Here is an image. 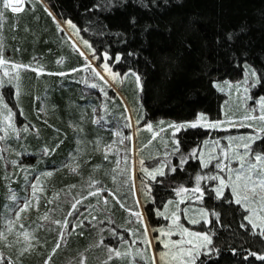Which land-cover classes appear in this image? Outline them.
Segmentation results:
<instances>
[{
	"label": "trees",
	"instance_id": "16d2710c",
	"mask_svg": "<svg viewBox=\"0 0 264 264\" xmlns=\"http://www.w3.org/2000/svg\"><path fill=\"white\" fill-rule=\"evenodd\" d=\"M45 8L52 12V16L48 15ZM23 9L20 13H12L10 9L4 11L5 20L0 35L3 36L4 53L8 56L6 59L31 64L33 67L43 66L49 73H71L63 77L47 74L38 77L34 71H25V78L21 80L23 94L18 102L13 97L14 89L11 86L3 89L5 99L16 113L18 122H24L19 118V109L22 108L24 119L27 121L25 124L34 125L39 131L38 134L36 131H30L27 138L13 142L14 151L11 155L5 154L9 160L21 161L27 171L9 166L12 178L5 180V168L0 164V209L15 181L22 180L16 187V190H19L25 182H31L40 173L59 169L50 178L41 177L45 193L41 196L39 210L31 208L32 210L24 216V228L33 232L39 241L35 250L20 257L18 253L22 243H14L8 249L10 258L16 261V264H44V260L57 243L58 226L41 221L39 217L51 208L55 209L50 213L52 218L62 221L70 208L65 202L63 192L60 200L52 205L46 203L47 199L51 198L54 192L67 190L70 185L77 186L72 189L73 195H87L90 177L110 191L117 188L112 180L115 175L112 169L116 159L121 157V149L118 154L115 151L109 154L107 160L104 159V147L108 145L112 134H107L99 125L93 123L95 117L88 102L92 99L98 107L103 101L111 102L115 96L122 104L119 110L124 109L120 95L113 88H104L108 92V99L104 98L102 91L101 97H96L97 99L86 96L84 85L78 83L79 74L82 72H71L74 68H81L85 61L72 47V40L66 32L58 31L53 16L61 25L64 20L71 19L81 29L80 36L88 40L98 54L107 51L114 57L117 53H138L134 57L125 55L120 63L109 62L120 73L131 69L142 76L143 110L135 111V121L142 116L148 122H158L162 119L184 122L194 120L198 113L207 114L209 119H222L226 96L213 87V81H234L244 74V68L241 66L244 58L237 59L230 55L226 42L217 45V37L223 40L224 33L238 28L241 24L250 25L251 30L246 36H242L233 48L239 57V53L247 47L248 62L255 68L264 70V0H111L110 5H106L105 0H31L30 3L24 4ZM133 18L136 20L135 26L131 23ZM145 26H150L146 33L142 32ZM61 58L63 63L58 64L57 61ZM101 82L99 80L100 84ZM132 89V103L136 104L139 100L138 93L136 88ZM253 94L264 95V85L255 88ZM37 97L46 98V111L43 113L38 112L42 104ZM79 128L83 131H78ZM216 134L218 132L203 128L182 130L179 134L180 150L188 154L193 149L201 148L206 139ZM140 137L139 140L136 139L137 152L134 154L133 149L132 161L138 162L141 152L140 156L149 160L150 164L155 162L153 157L163 158V143L152 140L151 134L149 138L146 136L148 139L143 135ZM150 140L156 142L145 148L144 144H149ZM96 141H100L99 150ZM57 144L59 147L55 152L44 155L45 148L51 149ZM256 147H264V144L258 142ZM77 148L80 149V167L79 174H74L69 168L61 165L70 162L69 154H77ZM140 149L143 151H139ZM17 152L21 155L17 156ZM178 156L179 154L172 158L173 165L178 164ZM165 171L167 172V169ZM208 171L209 169L200 168L199 161L189 159L183 170L177 168L175 173L157 177L158 181L163 182L152 184L151 196L155 198V204L142 198L144 211L148 214L151 225L166 223L151 210L162 207L168 200L176 199L177 195L173 189L181 185L194 187L195 175ZM25 176L28 177L27 181ZM21 191L24 192V189ZM118 194L124 196L127 205L134 204L127 185L120 186ZM106 195V192L101 193V197ZM18 196L22 197V194L18 193ZM108 198L111 219L115 223L107 222L105 216L109 213L106 211L92 210V214L98 217L97 221H93L96 227L86 222L83 228H77L66 243L61 242L49 264H79L80 253L86 257V264H102L107 259L106 249L95 247L100 239L99 229H105L102 233L105 243L115 245L116 241L106 230L115 227L118 232H123L125 227H132L127 224L131 219L129 213L111 197ZM97 199L89 197L84 204L96 205ZM197 204L221 214L220 225L214 220L211 225L216 233L213 242L220 248V253L218 256L213 254L211 258L202 257L205 264H264V261H259L253 256L244 259L248 251L264 253V239L252 235L250 226L249 230L240 228V223L244 222L242 217L245 215L242 208L207 195L203 202ZM81 211L85 215L88 214L84 208H81ZM69 220L72 218L69 217ZM99 220L105 222L100 224ZM191 227L198 231L207 230L203 224ZM20 239L23 240L22 237ZM233 248L236 249V254L231 251ZM123 250L122 248L121 251ZM127 263V259L111 261V264Z\"/></svg>",
	"mask_w": 264,
	"mask_h": 264
},
{
	"label": "snow or ice",
	"instance_id": "6c2138e0",
	"mask_svg": "<svg viewBox=\"0 0 264 264\" xmlns=\"http://www.w3.org/2000/svg\"><path fill=\"white\" fill-rule=\"evenodd\" d=\"M31 0H0V30L3 28V22L5 20L4 11L10 9L12 13L22 12L25 3H30ZM42 2V0H40ZM111 0H105L106 5H110ZM100 6V5H97ZM96 7V6H94ZM102 7V6H101ZM92 9H89L91 11ZM49 16H52V12L48 8H45ZM53 20L57 24L58 31L64 32L65 27L70 29L79 40V45L73 41L72 47L74 50L83 57L85 63L81 68H74L71 72H88L90 76L98 78L104 85L111 88L109 79L112 82H122L124 77L131 76L135 79L136 87L139 91H143V79L137 71L129 69L123 76L118 72H113L110 65L112 63H120L124 60L125 55L136 56V51H130L126 54L117 53L113 57L109 52L104 51L97 53L93 45L88 40L80 36L81 29L72 22L71 19L64 20L63 25L59 21H56L55 16ZM133 26L136 24L135 18L131 20ZM150 26H145L142 32H147ZM87 29H85L86 31ZM251 30L250 25L241 24L238 28L230 30L221 37H217L215 43L220 45L226 42V46L229 49V54L234 58H244L243 64L245 75L239 82L232 83L224 81H213V87L224 91L226 86L229 90H234L241 103L244 105V115L236 117L235 114L229 116L228 111L224 112V119H209L205 113H198L197 117L192 121L184 122H172L167 125V129L172 130V143L173 149L171 152H165L163 158L153 157L156 161L151 166H146L144 159H139V170L142 175L139 177L140 186L136 184L137 177L135 176V164L137 161H131L129 163L132 153V147H126L124 149L125 155L118 157L115 161V167L112 169L113 183L117 185L115 191H110L105 188L99 181L89 178L87 195L77 193L73 195L72 189H75L76 185L68 186L67 190L62 189L60 192H54L52 197L47 199L46 203L52 205L60 200L61 192L65 197V202L70 205L64 219L56 220L50 215L55 209H48L42 216L39 217L41 221L48 222L58 226V240L52 252L44 260V264H49L52 256L60 248L61 242H67L69 236L76 231L77 228H83L85 223L96 227L93 221H97L98 217L92 214V210L107 212L109 215L105 216V219L109 224L115 222L111 219V208L109 207L110 201L108 197H111L121 208L125 209L131 217L127 221L128 225H137L136 227H125L123 232H118L117 228H108L106 231L116 241L115 245L111 243H105V237L102 233L105 229H99L100 239L96 243L95 247H103L107 252V259L102 264H111V261L128 260V264H205L202 257L211 258L213 254L217 256L220 253V248L214 244L213 237L216 235L215 231L211 227L213 220L217 225H220L219 212L214 209L200 208L198 211H194L189 207L180 208V204L191 203L194 201L203 202L206 195L214 198L218 201H223L227 204H235L243 209L245 215L242 217V223L240 228L249 230L252 235L260 236L264 239V147H256L257 143L264 144V95L254 96L252 89L258 86L264 85V70L255 68L246 59L247 47H245L240 53L239 57L236 56L233 45L240 40L242 36H246ZM103 34V33H99ZM123 36V34H118ZM250 43V41H249ZM88 49L91 53L89 55L82 50ZM190 46V45H189ZM35 60V58H34ZM98 66L94 65V61H100ZM57 63H63V58L57 61ZM22 71H34L37 76L47 75H70L71 73L59 72L49 73L46 72L43 66L33 67L31 64H22L4 58V44L3 36L0 35V89L11 86L13 91V97L19 100L23 94L22 91ZM108 77L109 79H106ZM87 83V81L85 80ZM92 88H97L99 85L96 83L91 84ZM104 98L108 99V92L101 87ZM36 99L41 101L42 106L38 109V112L43 113L46 111L45 100L37 97ZM114 100L115 97H112ZM251 101L249 104L248 102ZM225 107L230 108L229 102H225ZM104 110H107V105H103ZM127 106L124 107L123 118L125 120L124 127L128 129L134 128L133 119ZM97 112L96 108H93V114ZM19 115L23 116V109H19ZM143 117H139L135 121V125H139ZM104 120L103 116H99L93 120V123L99 124ZM164 122L160 121L156 127L163 125ZM75 127V126H74ZM144 127L153 133L152 140H155L160 132L166 131L165 128L160 127V131L157 132L154 125L147 120L144 121ZM204 128L207 130H219L227 131L230 128H247L251 129V132L240 136H228L225 139L227 143L222 147L221 139H213L207 144V153L193 149L190 153L185 154L180 150L181 141L176 138L177 133L181 130ZM30 131H36L38 129L34 125L24 124L22 127H17L16 113L13 111L9 104L5 102L4 95L0 93V164L5 168V175L3 179L11 180L12 173L8 170L11 168H21L27 171V168L17 159L9 160L6 153L14 151L12 149L11 141L13 138L19 140L21 133H28ZM78 131L82 132L83 129L79 128ZM139 131V128L136 129ZM116 135L120 138L119 143L125 144V141L131 142L133 140V134L127 136L117 132ZM79 143V141H78ZM115 144V141L113 142ZM113 144L105 145L104 147V159L107 160L109 154L113 153ZM151 144V140L149 141ZM149 144H145L144 147H148ZM97 150H99L100 141H96ZM59 147V144L53 148H45L43 150L44 155H50L55 152ZM164 147H168V142L164 141ZM118 154L119 149L115 150ZM139 151H143L140 149ZM77 154L70 153V162H66L61 167L69 168L74 174H79L80 164L78 163L80 149L77 148ZM178 156V164L173 165L169 157ZM17 156L21 153L17 152ZM189 159H195L199 161L200 168L209 169L207 173L196 174L194 177V187H185L183 185L173 189L177 196L182 197L179 201L168 200L162 207L153 208L151 211L158 217L167 221V224L160 226H152L148 214L144 211V204L141 201V195L145 201L155 204V198L151 196L152 184L162 183V180H157V177H165L169 173H175L177 168L183 170L185 164ZM123 163V167L121 164ZM98 167V166H97ZM167 169V172L165 171ZM59 169H53L51 171H45L33 178L29 183L30 194L26 197L22 203L18 202L17 194L14 190L9 188L8 199L13 202L15 207L11 209L14 218H8L6 222L0 224V245L6 248L13 246V242H9L8 237L15 231L17 222L21 219V214L27 212L29 209L35 207L39 210L41 196L45 193V187L41 180V177L50 178L55 171ZM24 179L27 181L28 177ZM99 185V186H97ZM127 185L131 196L134 200V204L127 205L124 196L118 194L120 186ZM94 189V190H91ZM107 193L106 196L101 197V193ZM227 193V195H226ZM89 197H97L96 205H85L84 201ZM185 197L187 199H185ZM231 197V199L229 198ZM99 205V207H98ZM84 208L87 211V215L81 211ZM190 213L192 215L190 216ZM69 217L72 220H69ZM91 217V219H89ZM183 219L187 224L195 226L203 224L207 230H195L185 226L182 222ZM104 220H99L100 224H103ZM71 225V230H69ZM39 227V226H38ZM19 228L23 231L16 232L17 239L15 244H23L19 249L18 255L23 257L25 253H31L35 250L36 244L39 243L33 232H30L24 228V225L19 224ZM155 234V235H153ZM83 235V233H80ZM177 237L173 239V237ZM20 237L23 238L21 241ZM35 241V243H34ZM156 244L161 247L157 249ZM127 246V247H125ZM124 249L121 251V249ZM233 254H236V249H231ZM249 256L255 257L259 261H264V253L258 254L256 252L248 251V255L244 256L247 260ZM0 264H16L10 257H5L3 253H0ZM79 264H86V257L83 253H80Z\"/></svg>",
	"mask_w": 264,
	"mask_h": 264
},
{
	"label": "rangeland",
	"instance_id": "374dc122",
	"mask_svg": "<svg viewBox=\"0 0 264 264\" xmlns=\"http://www.w3.org/2000/svg\"><path fill=\"white\" fill-rule=\"evenodd\" d=\"M65 27V32L68 36V38H70L73 41H75L78 45H79V40L77 39V37L75 35H73L72 32L69 31V29H67L66 26ZM66 36V35H65ZM74 37V38H73ZM80 47L82 48V45H80ZM83 50V49H82ZM85 51L86 54L89 55V58H91V53L89 51H86L85 49L83 50ZM4 58L6 59L8 56H6V53H4ZM18 63V62H17ZM101 62H98V61H94V65L98 66ZM111 65V64H110ZM112 67V65H111ZM112 71L113 72H118L120 73L117 69H115L114 67H112ZM25 71H22L21 72V76L22 78L24 79L25 78ZM122 76L124 73H120ZM245 75V72L243 74V76ZM243 76L238 79V80H225V81H229V82H232V83H236V82H239L243 79ZM63 77V76H62ZM106 79H109L108 77H106ZM85 80L87 81V83L85 82ZM224 81H221V83H223ZM79 85H84V92L86 94V96H89V97H101V90L100 88L103 86V88H109L108 86L104 85L103 82H101V84L99 83V79L98 78H94L92 76L89 75L88 72H82L79 74V81H78ZM92 83H96L97 85H99V87L97 88H92L91 87V84ZM109 83L111 84V88H113V90L115 89V91L117 90V93L120 95L121 97V100L123 101L124 103V107L127 106V108L130 111V114L132 116V119H133V124H134V129L133 131H129L128 128H125L124 127V124H125V120L123 118V113H124V109H121V111L119 110L121 107H122V104L117 100V98L115 96V99H111V102L110 101H103L101 102L100 104H98L99 106L97 107V103L94 101V100H90L88 102V105L91 106V108H96L97 109V113H95L94 117L97 118L99 116H103L104 117V120H102L99 124H96L99 125V128H101L104 132H106L107 134H112V136L109 138V141H108V144H113V142L115 141V144H113V153H115V150L116 149H121V152H120V156L123 157L126 153L124 151V149L126 147H132V142H129V141H125V144L121 145L119 143V137L116 135L117 132H120L122 135L124 136H127L129 134H133L134 136L138 135V138L137 140H139L141 137V135L143 136H147L148 135V138L151 134V136H153V133L148 131L145 127H144V121L145 119H141L140 121V124L139 125H135V111L136 112H141V110H143V102H142V98H141V92L142 91H139L136 87V83H135V79L131 76H127V77H124L123 81L122 82H112L110 79H109ZM102 85V86H101ZM132 88H136L137 90V96L139 97V100L136 104H133L132 103V99H131V96H132ZM219 90V89H218ZM110 92H113L111 89H109ZM255 89H252V94L254 93ZM220 93L224 94L226 96V101L229 102V105H230V108H226L225 107V103L222 107V119L225 118L224 116V112L225 111H228V115L231 116L233 114H235L236 117H240V116H243L245 113H244V105L241 103L240 101V98L238 96V94L234 91V90H229L226 86L224 87V91H220ZM0 93H2L4 95V92H3V89H0ZM254 95V94H253ZM22 97V95L20 96V98ZM5 98V96H4ZM19 98V99H20ZM97 99V98H96ZM19 100H17L18 102ZM225 101V102H226ZM5 102L6 99H5ZM249 104L251 103V101L248 102ZM103 105H107V110L105 111L104 108H103ZM139 110V111H138ZM19 118L22 119V121H24L22 124H20L17 120V127H22L26 121V119H24V116H20L19 115ZM17 119V117H16ZM161 121L164 122L163 125H160L159 127H156L160 121L158 122H151L153 125H154V128L157 132L160 131V127H163L166 129V131L164 132H160V135L156 138V140L161 143L164 144V141H167L168 142V147L165 149L163 147V151L165 152H171L172 149H173V143H172V130L171 129H167V125L169 123H172L171 120H165V119H162ZM179 123V122H177ZM139 128V131L137 132L136 129ZM204 129V128H203ZM182 131V130H181ZM180 131V132H181ZM212 132H218V134H216V136H213L212 137H209L208 139H206L202 145H201V148L197 149V150H200V151H203L205 152V154L207 153L208 149H207V144L210 143L213 139H221V146L223 147L226 143H227V140L225 139L226 137L228 136H240V135H244V134H247L249 132H251V129H247V128H230L228 129L227 131H219V130H210ZM179 133H177L176 135V138L179 139ZM219 133H222V134H219ZM29 135V132L28 133H21V138L19 140H16L15 138H13L11 141H9V143L11 144L12 148L14 149L15 147H13V142H18V141H22L24 138H27ZM146 137V139H148ZM136 141V139H135ZM152 141V140H151ZM156 141H153L151 142V144H149L150 146L152 144H154ZM145 145V144H144ZM149 146V147H150ZM143 147V146H142ZM134 149V154L137 152L136 150V147L133 148ZM12 152V151H11ZM11 152L7 153V155H11ZM139 153V152H138ZM142 153V152H141ZM139 153V156H138V161L139 159H143L142 156H140ZM31 155V154H30ZM130 156V160H129V163L131 165V161H132V153L129 154ZM164 156V155H163ZM172 157H169V160L170 162L172 163ZM145 161V164L146 166H151L154 163L151 162V164L149 163V160H144ZM151 161V160H150ZM121 167H123V163L121 164ZM138 173V174H137ZM135 176L137 177L136 179V184L137 186L139 187L140 186V181H139V177L141 176V173H140V170H139V164L138 162L135 164ZM18 180V178H17ZM22 180H20L19 182L15 181L14 182V185L11 186V189L14 190L17 194V197H18V202L22 203L23 200L29 196L30 194V189L28 187L29 183L31 182H25L23 184V186L19 189V190H16V187H18L20 185V182ZM28 188V190H27ZM22 189H24V192L21 191ZM18 193L22 194V197H19L18 196ZM10 193L8 192V195L7 197L5 198V200L3 201V204L1 206V209H0V224H2L3 222H6V220L8 218H14L12 212H11V209L13 207H15V205L13 204V202L11 200L8 199ZM142 198H143V195H141V201H142ZM182 197L180 196H177L176 199H173L174 201H179ZM185 199H187L185 197ZM198 201H194V202H191V203H186V204H180V208H185V207H189L191 209H193L194 211H198L200 208H204L200 205L197 204ZM35 208V207H33ZM30 210L32 209H29L27 212L25 213H22L21 214V219L19 222H17V225H16V229L15 231L8 237V240L9 242H13L17 239V236H16V232H19L21 229L19 228V224H23V220H24V216L26 213L30 212ZM31 214V213H30ZM33 214V213H32ZM192 215V213H190V216ZM131 218V217H130ZM182 222L185 223V226L187 227H190L192 228L191 226L192 225H189L187 224V222L183 219L182 217ZM167 224V221L166 223ZM164 224V225H165ZM137 225H132V227H136ZM156 226H160V225H156ZM196 226V225H195ZM155 235V234H153ZM177 237H173V239H176ZM13 239V240H12ZM14 244V242H13ZM155 247L157 249H159L161 246L159 244H156ZM11 248V247H10ZM9 248H6V247H3L2 245H0V253H3V255L5 257H10L9 256ZM128 264V263H127Z\"/></svg>",
	"mask_w": 264,
	"mask_h": 264
},
{
	"label": "crops",
	"instance_id": "0c3cea01",
	"mask_svg": "<svg viewBox=\"0 0 264 264\" xmlns=\"http://www.w3.org/2000/svg\"><path fill=\"white\" fill-rule=\"evenodd\" d=\"M134 129H132V131H133ZM137 136V135H136ZM136 136H134L133 135V142H132V148H134L135 147V144H136V141H135V139H136Z\"/></svg>",
	"mask_w": 264,
	"mask_h": 264
},
{
	"label": "bare ground",
	"instance_id": "6f19581e",
	"mask_svg": "<svg viewBox=\"0 0 264 264\" xmlns=\"http://www.w3.org/2000/svg\"><path fill=\"white\" fill-rule=\"evenodd\" d=\"M74 38V37H73ZM57 64V63H56Z\"/></svg>",
	"mask_w": 264,
	"mask_h": 264
}]
</instances>
